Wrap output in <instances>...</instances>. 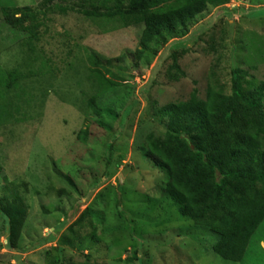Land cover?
Segmentation results:
<instances>
[{
	"label": "rangeland",
	"instance_id": "rangeland-1",
	"mask_svg": "<svg viewBox=\"0 0 264 264\" xmlns=\"http://www.w3.org/2000/svg\"><path fill=\"white\" fill-rule=\"evenodd\" d=\"M40 2L0 0V11L3 6L35 8ZM46 18L49 34L68 35L70 45L63 51L62 38L44 36L39 46L32 43L36 55H29L26 39L10 29L0 14V212L12 204L20 212L18 225H4L0 215V264H62L56 249L60 237L70 238L63 264L88 254L105 264H232L212 253L216 236L195 227L172 206L164 204L159 210L155 205L150 211L133 206L145 194L157 199L158 186L165 180V172L153 168L140 152L147 134L162 131L151 114L168 102L186 99L194 87L203 95L214 63L203 53L210 36L218 40L228 22L223 74L230 78L236 66L264 80V0H229L223 7L207 8L184 39L165 35L157 40L142 65L128 55L137 47L139 28L121 29L116 22L91 21L75 13ZM175 41L186 43L180 50H189L179 61L185 77L176 82L165 74ZM40 47L53 51L52 60L40 53ZM89 51L114 60L109 70L123 85L121 100L110 105L99 122L85 119L87 100L105 91L91 76ZM39 55L48 67L61 69V74L49 70L29 76L30 68L25 66ZM14 70L22 80L8 91L1 84L9 82L7 74ZM127 112L119 135L120 117ZM86 126L90 134L81 144L76 136ZM110 133L118 137L107 170L104 144ZM91 205L94 212L106 211L104 225L95 230L86 217L78 229L74 222ZM123 220L131 221V227ZM70 227L74 233H69ZM258 231L245 264H264V253L257 248L264 244V227ZM11 233H17L14 242Z\"/></svg>",
	"mask_w": 264,
	"mask_h": 264
},
{
	"label": "trees",
	"instance_id": "trees-1",
	"mask_svg": "<svg viewBox=\"0 0 264 264\" xmlns=\"http://www.w3.org/2000/svg\"><path fill=\"white\" fill-rule=\"evenodd\" d=\"M228 2L229 0H41L35 8L3 6L0 14L10 29L26 39L29 55H36V47L32 43L39 46L44 36L50 40L62 38L63 51L70 45L68 35L64 37V34H59V37L58 34H49L46 25L49 14L65 16L75 13L91 21L104 19L116 22L121 29L139 28L137 47L134 51H129L128 55L142 65L147 59V52L151 51V46L157 40L165 35H174L173 38L178 40L184 39L198 16L207 8L223 7ZM229 26L227 22L226 30H220L218 40L210 36L207 47L203 50L214 62L210 66L203 95L200 96L199 90L194 87L186 99L168 102L155 108L151 114L152 120L162 131L160 134H147L140 152L153 168L165 172V180L158 186L157 199L145 194L142 195L143 200L135 202L133 207L150 211L155 205L159 210L164 204L172 206L195 227L217 237V241L211 245L215 256L232 264H245L251 239L258 229L261 233L264 227V80H256L236 66L231 68L230 78L228 74H223L225 69L221 68V63L225 61L224 41L228 36ZM66 40L68 41L65 42ZM185 44L182 41L171 44V64L165 72L169 81L176 82L185 77L179 65L180 59L189 51L180 50ZM40 53L51 60L55 56L52 50L47 52L41 47ZM87 54L91 76L101 83L105 91L87 100L85 119L99 122L110 105L121 100L123 85L117 83V76L109 70L114 60L101 58L94 51ZM43 56L39 55L25 66L30 68L29 76L34 77L41 71L49 70L48 73L57 76L61 74L58 67H48ZM36 61H40V65L34 70ZM139 64L138 69L141 68ZM7 75L9 82L1 85L11 91L22 80V76L16 70ZM130 110L132 108L128 109ZM129 113L120 117L119 135ZM89 134L90 128L86 126L78 132L76 139L85 144ZM117 137V133H110L104 144L107 149V170L112 164V148ZM1 163L0 160V172ZM67 179L74 186L71 179ZM114 196L119 200L117 194ZM117 203L116 201L118 210ZM92 209V205L87 206L73 225L81 229L83 219L88 217L95 224V230L102 227L106 211L97 213ZM1 212L4 225L11 222L18 225L17 217L20 212L15 204L8 205ZM44 213L50 214L48 211ZM119 216L123 217V213L119 212ZM123 222L128 224L126 220ZM128 225L131 227L132 222ZM2 230L5 231V226ZM69 233H74L72 227ZM11 234L14 242L17 233ZM132 234L133 232L130 233L131 237ZM90 237L92 240L96 239L94 235ZM69 239L60 237L57 240L56 249L62 264L67 245H70L67 243ZM257 248L264 253L261 244ZM134 259L137 261L138 256L135 255ZM67 264L105 263L91 259L88 254L80 261L68 260Z\"/></svg>",
	"mask_w": 264,
	"mask_h": 264
},
{
	"label": "crops",
	"instance_id": "crops-1",
	"mask_svg": "<svg viewBox=\"0 0 264 264\" xmlns=\"http://www.w3.org/2000/svg\"><path fill=\"white\" fill-rule=\"evenodd\" d=\"M261 246H264V244H261ZM262 248V247H261ZM262 249H264V248H262Z\"/></svg>",
	"mask_w": 264,
	"mask_h": 264
}]
</instances>
